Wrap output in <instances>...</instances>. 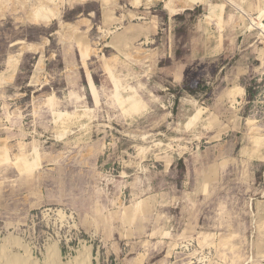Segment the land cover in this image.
<instances>
[{
  "label": "rangeland",
  "instance_id": "374dc122",
  "mask_svg": "<svg viewBox=\"0 0 264 264\" xmlns=\"http://www.w3.org/2000/svg\"><path fill=\"white\" fill-rule=\"evenodd\" d=\"M167 1L0 0L1 264H264V8Z\"/></svg>",
  "mask_w": 264,
  "mask_h": 264
},
{
  "label": "bare ground",
  "instance_id": "6f19581e",
  "mask_svg": "<svg viewBox=\"0 0 264 264\" xmlns=\"http://www.w3.org/2000/svg\"><path fill=\"white\" fill-rule=\"evenodd\" d=\"M51 1H54V0H42V2H45V3H50ZM201 0H184V3L183 5L181 6V8L177 7L174 5V3L169 0L165 3V6L169 9L170 12H176L178 10H182L184 8H187V7H191L193 4H196L198 2H200ZM52 4V2L50 3ZM42 4L39 5V7L37 8H34L32 12H29L30 13V16H31V19L34 21V22H46V21H49L51 20L54 16L57 15V12L54 11L52 8L49 9V10H45L43 9L44 7V3H43V7H41ZM36 5H34L35 7ZM33 8V7H32ZM48 8V7H47ZM50 8V7H49ZM29 16V17H30ZM64 115V114H63ZM62 115V116H63ZM84 116V115H83ZM6 247V246H5ZM2 251H4L2 249ZM9 252V251H8ZM7 252V253H8ZM28 252V251H27ZM51 252V251H50ZM55 254H53L54 256ZM51 258V257H49ZM87 255L86 254H83L80 256V261L81 262H86L87 261ZM6 260H7V264H16L17 263V259L16 258H13V257H6ZM19 260V259H18ZM22 261V260H21ZM49 261V260H48ZM51 261V260H50ZM53 261V260H52ZM59 261V259H58ZM77 261V260H76ZM75 261V262H76ZM1 264V263H0ZM25 264V262H24ZM84 264V263H83Z\"/></svg>",
  "mask_w": 264,
  "mask_h": 264
},
{
  "label": "crops",
  "instance_id": "0c3cea01",
  "mask_svg": "<svg viewBox=\"0 0 264 264\" xmlns=\"http://www.w3.org/2000/svg\"><path fill=\"white\" fill-rule=\"evenodd\" d=\"M242 3H244V0H240ZM256 1V0H255ZM248 2V1H247ZM246 2V3H247ZM245 3V4H246ZM257 3H259V5H260V7L259 6H257L258 8H264V0H257ZM217 6V5H216ZM216 6H214V5H211V4H207V7H204V5L203 6H200L201 8H202V15H205V13H212V14H215V12L217 11V9H216ZM225 7L226 6H224V5H222L221 6V10H223V12H224V9H225ZM187 8H189V7H187ZM223 12L221 11V16L223 15ZM207 16V18L209 19V20H213L214 19V17L213 16H211V15H206ZM231 17L229 18V21H231V23L232 22H234V21H238V18H237V15H235V14H233V15H230ZM262 19L261 21H264V11H260V12H258V14H257V16L255 17V19L253 20V24H254V26L255 27H257V26H260L261 25V21H259L258 19ZM235 23V22H234ZM233 24V23H232ZM262 30L264 31V25H262ZM259 39V38H258ZM233 40H237V37H235V38H233ZM239 40V39H238ZM257 41V40H256ZM262 41V40H261Z\"/></svg>",
  "mask_w": 264,
  "mask_h": 264
},
{
  "label": "trees",
  "instance_id": "16d2710c",
  "mask_svg": "<svg viewBox=\"0 0 264 264\" xmlns=\"http://www.w3.org/2000/svg\"><path fill=\"white\" fill-rule=\"evenodd\" d=\"M185 12L188 13V14H192L193 10H186Z\"/></svg>",
  "mask_w": 264,
  "mask_h": 264
}]
</instances>
